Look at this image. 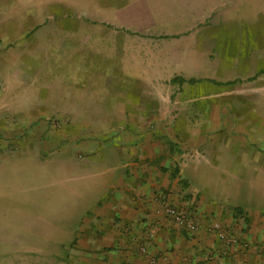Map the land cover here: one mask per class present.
<instances>
[{"label": "rangeland", "instance_id": "1", "mask_svg": "<svg viewBox=\"0 0 264 264\" xmlns=\"http://www.w3.org/2000/svg\"><path fill=\"white\" fill-rule=\"evenodd\" d=\"M204 3L213 10L204 15L203 24L188 27L193 38L187 43L186 59L197 63L198 72L175 76L185 81L171 84V104L164 99V108L180 116L179 130L189 132L197 126L205 135L198 149L199 165L206 178L221 181L243 174L241 165L247 158L240 150L235 156L240 144L235 145L230 135L264 130V74H257L264 68V0ZM93 4V0H23L21 7L8 11L13 25L22 21L24 35L8 48V42L0 41V149L5 152L1 156L17 148L27 150L0 161V264L34 256L12 240L18 232L24 241L45 236L44 264L68 257L66 250H55L53 242L59 211L71 215L80 208L69 201L68 188L74 178L97 179L105 166L114 163L110 151L118 144L117 132L130 124L116 121L123 91L116 83L107 85L108 75L101 69L105 59L92 56L88 50L93 43L85 42L87 29H107L99 22L100 15L87 9ZM4 14L0 8V19ZM3 26L0 30L7 28ZM108 47L107 42H95L94 49ZM6 51L22 57L7 60ZM190 78L199 81L188 83ZM208 79L242 81L217 84ZM151 103H156L151 109L158 110L160 103ZM138 124L141 130L152 125ZM87 168L93 171L84 173ZM32 214L39 222L25 226V217ZM214 229L218 236L221 227Z\"/></svg>", "mask_w": 264, "mask_h": 264}, {"label": "crops", "instance_id": "2", "mask_svg": "<svg viewBox=\"0 0 264 264\" xmlns=\"http://www.w3.org/2000/svg\"><path fill=\"white\" fill-rule=\"evenodd\" d=\"M205 1L212 0H93L87 7L107 28L86 30L85 42L93 43L88 51L105 59L101 69L108 75L107 85L116 83L123 91L116 121L130 124L117 132L118 144L110 151L114 163L97 179L74 178L68 188L69 201L80 208L71 215L59 211L53 242L55 250H66L68 257L55 258V264H264V130L230 135L235 145L240 144L235 156L239 150L247 156L241 165L244 173L217 181L206 178L199 165L198 149L205 135L197 126L189 132L179 130L180 116L164 108L165 100L171 104V84L179 83L172 79L198 72L197 63L186 59L187 43L193 38L188 27L203 24L204 15L213 10ZM22 2L14 0L12 6L11 0H2L5 16L0 26L7 28L0 30V41L9 43L5 48L24 35L22 21L13 25L8 17V11ZM95 42L109 47L94 49ZM20 57L18 52H5L7 60ZM259 73L264 74V68ZM153 100L160 103L158 110L151 109ZM140 122L152 125L141 130ZM165 139L176 147L170 150ZM17 149L14 155L27 150ZM1 154L2 149V162L13 156ZM168 207L192 220L194 230L176 223ZM25 218V226L39 222L38 215ZM213 224L221 227L227 242L217 236ZM14 236L12 240L34 256L17 257L16 262L9 258L7 264H44L45 236L25 241L20 232Z\"/></svg>", "mask_w": 264, "mask_h": 264}, {"label": "built area", "instance_id": "3", "mask_svg": "<svg viewBox=\"0 0 264 264\" xmlns=\"http://www.w3.org/2000/svg\"><path fill=\"white\" fill-rule=\"evenodd\" d=\"M166 210H167L168 214L172 216L173 220L176 223L185 225V227L188 230H194V224L192 223V221L189 218L185 217L183 215V213L177 211L173 207H168ZM214 228H218V225L215 224L214 225ZM218 237L219 238L226 239V237H225V235H224V233L222 231L218 233Z\"/></svg>", "mask_w": 264, "mask_h": 264}, {"label": "trees", "instance_id": "4", "mask_svg": "<svg viewBox=\"0 0 264 264\" xmlns=\"http://www.w3.org/2000/svg\"><path fill=\"white\" fill-rule=\"evenodd\" d=\"M173 82L174 81H179V82H184L185 79L181 78V77H175L172 79ZM210 82H214V83H217V84H231V83H236V82H239L240 80H237V79H234V80H231V81H226L224 83H221V82H215L214 80L212 79H208ZM198 80L196 79H193V78H190L187 80L188 83H193V82H196ZM165 143L167 144L168 148L171 150V147H173L174 143L171 142L169 139H165Z\"/></svg>", "mask_w": 264, "mask_h": 264}]
</instances>
